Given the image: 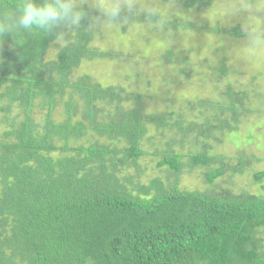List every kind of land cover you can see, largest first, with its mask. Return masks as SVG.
Instances as JSON below:
<instances>
[{"label":"trees","instance_id":"1","mask_svg":"<svg viewBox=\"0 0 264 264\" xmlns=\"http://www.w3.org/2000/svg\"><path fill=\"white\" fill-rule=\"evenodd\" d=\"M83 10L80 29L62 40L41 35L15 48L11 36L0 41V264L257 263L263 197L184 191L159 178L136 183L137 161L156 136L168 133L178 145L208 141L247 112L245 93L229 88L222 103L198 102L200 121L149 111L146 102L162 93L146 96L77 74L83 63L111 54L93 45L90 26L99 13ZM170 27L189 29L177 20ZM164 57L171 61L172 51ZM159 155L158 167L169 173L184 166L180 154ZM187 158L193 166H214L204 175L211 185L227 172L242 173L246 161L206 153ZM253 178L264 191V171Z\"/></svg>","mask_w":264,"mask_h":264},{"label":"rangeland","instance_id":"2","mask_svg":"<svg viewBox=\"0 0 264 264\" xmlns=\"http://www.w3.org/2000/svg\"><path fill=\"white\" fill-rule=\"evenodd\" d=\"M80 2L83 9H94V0ZM154 2L173 20L187 24L189 29L170 27L166 33H157L144 26L143 16L116 28L93 25L96 31L93 45L111 54L104 59L83 63L77 74H88L101 85L120 86L146 96L162 93L161 99L146 102L147 109L151 112L174 111L191 122L200 121L198 102L222 103L226 99L220 95L229 88L245 93L247 112L237 124L230 126V130L218 131L212 139L204 141L207 149L203 147L204 142L196 141L194 146L192 138L178 145L171 143L166 132L163 136H156L149 155L137 161L141 172L136 183L146 185L159 178L166 185L176 183L177 188L184 191L220 193L229 190L230 196L241 200L242 194L264 198L262 185L253 178L256 173L264 171V55L247 60L240 58L236 45L243 39V18L233 17L224 24L217 21V6L225 0H208L209 6L199 3L191 8L182 0ZM253 2L264 5V0ZM234 29L240 35L223 32ZM168 50L172 51L171 61L164 57ZM53 56L54 49H50L48 58ZM61 110L59 108L56 114ZM169 151L184 156L181 159L184 166L178 174L158 167L159 154ZM202 153L226 157L233 164L239 157H244L243 172L236 175L227 172L214 184H206L204 175L214 166H193L187 158L189 154ZM132 171L128 170L134 175ZM254 241L257 244L255 258L258 260L254 264H264V227L256 231Z\"/></svg>","mask_w":264,"mask_h":264},{"label":"clouds","instance_id":"3","mask_svg":"<svg viewBox=\"0 0 264 264\" xmlns=\"http://www.w3.org/2000/svg\"><path fill=\"white\" fill-rule=\"evenodd\" d=\"M92 6L99 15L90 30L93 25L116 28L143 16L148 30L163 34L173 23L171 15L154 0H94ZM217 12L219 24L233 17L243 18V39L236 45L240 58L264 55V5L253 0H225ZM86 15L80 0H0V41L11 36V47L15 48L41 35L62 40L69 30L80 29Z\"/></svg>","mask_w":264,"mask_h":264}]
</instances>
